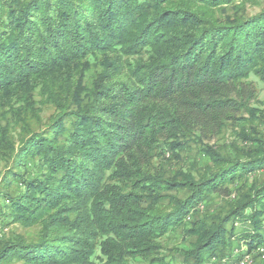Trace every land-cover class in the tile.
Instances as JSON below:
<instances>
[{
    "label": "trees",
    "instance_id": "1",
    "mask_svg": "<svg viewBox=\"0 0 264 264\" xmlns=\"http://www.w3.org/2000/svg\"><path fill=\"white\" fill-rule=\"evenodd\" d=\"M261 85L264 0H0V264H264Z\"/></svg>",
    "mask_w": 264,
    "mask_h": 264
},
{
    "label": "built area",
    "instance_id": "2",
    "mask_svg": "<svg viewBox=\"0 0 264 264\" xmlns=\"http://www.w3.org/2000/svg\"><path fill=\"white\" fill-rule=\"evenodd\" d=\"M259 254H260L261 258L264 260V246L259 248ZM251 263H252L251 257H247V258L241 260L237 264H251Z\"/></svg>",
    "mask_w": 264,
    "mask_h": 264
},
{
    "label": "rangeland",
    "instance_id": "3",
    "mask_svg": "<svg viewBox=\"0 0 264 264\" xmlns=\"http://www.w3.org/2000/svg\"><path fill=\"white\" fill-rule=\"evenodd\" d=\"M260 98H261V100L264 101V85H261ZM233 137H234L233 135L227 134L226 135V140L230 141V140H232ZM251 260H252V263L251 264H253V259L251 258Z\"/></svg>",
    "mask_w": 264,
    "mask_h": 264
}]
</instances>
